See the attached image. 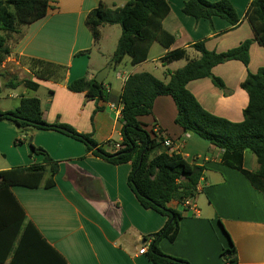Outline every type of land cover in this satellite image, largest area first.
<instances>
[{
  "label": "crops",
  "instance_id": "obj_1",
  "mask_svg": "<svg viewBox=\"0 0 264 264\" xmlns=\"http://www.w3.org/2000/svg\"><path fill=\"white\" fill-rule=\"evenodd\" d=\"M47 1L43 18L31 24L16 23L15 32H1L8 54L1 56L0 92L15 78L16 87L9 89L14 93L8 97L16 102L8 108L0 106V112L15 110L21 97L37 98L47 124H65L77 133L89 134L97 148L110 154L114 152L113 145L122 141L121 119H115L109 109L112 102L71 92L68 83L94 79L108 67L103 80L104 95L118 99L123 78L149 73L166 82L168 72L200 57L193 48L197 43L208 51L223 53L250 41L246 67L238 61H229L212 69V77L218 78L223 88L214 86L211 78L186 85V90L208 113L234 123L243 120L248 98L240 84L248 73L255 74L264 68V47L254 41L245 18L252 0H228L238 17L236 26L218 17L195 20L182 12L187 0H165L169 13L162 27L173 37V44L164 47L154 41L146 60L137 65H131L125 57L113 80L107 83L110 68L117 65L111 63L115 49L112 53L106 51L104 40L119 25H102L98 38H93L84 24L85 17L99 4L116 9L129 0ZM175 49L185 50V58L163 63L161 59ZM23 81L36 84L37 89L25 87ZM175 115L172 99L162 96L155 100L151 114L146 116L148 120L138 119L147 131L156 126L172 140V148L158 147L153 155L178 154L187 163L203 169L190 201L193 207L170 202L169 207L179 210L182 219L172 243L166 239L158 242L160 251L188 264H264L263 195L240 172L221 164V150L182 131L174 123ZM17 139L24 143L14 147ZM0 140V172L42 163L41 155L30 154L27 140L56 163L57 172L51 176L47 171L43 176V181L52 179V187L44 188L42 183L35 189L14 186L10 191L26 220L66 264H152L145 254L138 252L142 247L147 249L150 240L144 239L159 232L166 217L139 205L127 185L129 163L113 165L88 151L83 143L56 131L20 133L7 121H0ZM243 168L248 172L258 169L250 152L243 155ZM229 241L233 248L223 256L222 252L230 249Z\"/></svg>",
  "mask_w": 264,
  "mask_h": 264
},
{
  "label": "trees",
  "instance_id": "obj_2",
  "mask_svg": "<svg viewBox=\"0 0 264 264\" xmlns=\"http://www.w3.org/2000/svg\"><path fill=\"white\" fill-rule=\"evenodd\" d=\"M47 9V0H0V62L1 56L8 54L1 32H15L16 23L36 22L46 15ZM182 12L195 20L218 17L230 26L238 23V17L228 0H187ZM168 13L169 7L165 0H129L123 7L116 9H108L99 4L86 15L84 24L93 38H98L99 27L102 25H119L121 34L111 63L118 65L128 57L131 65H137L146 60L154 41L164 47L173 44V37L162 27V21ZM245 18L253 31L254 41L264 47V0H252L245 11ZM250 44V41H244L226 52L215 53L206 50L202 43H197L193 48L200 57L188 61L172 73L168 72L166 82L149 73L132 74L124 82L118 99L107 98L104 95V84L94 79L83 78L68 83L67 88L71 92L85 93L88 97L106 99L121 105L122 141L120 148L110 154L97 148L89 134L77 133L65 124H47L42 118L37 98L21 97L15 110L0 112V121L12 123L20 133L56 131L83 143L88 151L113 165L129 163L131 170L127 185L139 205L166 217L163 228L144 239L150 240L145 256L152 264H188L185 260L164 255L158 242L166 239L172 243L175 240L182 214L170 208L169 204L174 201L182 205L183 201L195 196L203 169L187 163L178 154L153 155L160 147L156 134L152 130L147 131L138 119L151 114L158 97H170L176 109L174 123L182 131L194 134L221 150V164L240 172L251 187L264 197V68H259L255 74L248 73L240 84L247 94L248 102L242 112L243 120L239 123L208 113L186 90L189 82L203 78H211L214 86L223 88L222 82L212 77V69L229 61H238L246 67L249 63ZM185 56V50L175 49L161 61L170 63ZM15 81V78H11L5 87L14 89ZM21 84L37 89L36 84L28 81ZM22 141L17 139L15 143L21 144ZM28 144L30 154L41 155L42 163L0 172V264H66L35 226L26 220L23 209L10 191L14 186L35 189L42 183L44 188L53 185L51 178L43 181V176L47 171L51 176L55 174L56 163L52 162L44 150L35 148L30 142ZM246 151L256 158V172H248L243 168V155ZM229 243L230 249L224 250L223 256L231 253L233 246Z\"/></svg>",
  "mask_w": 264,
  "mask_h": 264
},
{
  "label": "rangeland",
  "instance_id": "obj_3",
  "mask_svg": "<svg viewBox=\"0 0 264 264\" xmlns=\"http://www.w3.org/2000/svg\"><path fill=\"white\" fill-rule=\"evenodd\" d=\"M120 34H121V30H120L119 26L114 27V29L112 30V33L108 32V34H107V36H105V40H104L106 51H108L109 53H112L113 49L116 48L117 39H119ZM121 65H122V63L118 64L114 68L113 67L110 68L108 76L105 79V83L113 80V78H114V76H115V74L117 72V68L119 66H121ZM156 74L159 76L158 73H156ZM9 89L10 88H3L2 91L0 92V106L1 107L8 108V107H10V105L13 104V102H16V101L12 100L10 97H8L9 94L14 93V92H12ZM141 118H142V120H148L147 119L148 117H146V118L141 117ZM0 142H1V140H0ZM28 142H29V140H27V144H28ZM22 143H24V142H22ZM22 143L21 144H17L14 141L13 142V146L14 147H18V146L22 145ZM27 146H29V145H27ZM0 161H1V159H0Z\"/></svg>",
  "mask_w": 264,
  "mask_h": 264
},
{
  "label": "built area",
  "instance_id": "obj_4",
  "mask_svg": "<svg viewBox=\"0 0 264 264\" xmlns=\"http://www.w3.org/2000/svg\"><path fill=\"white\" fill-rule=\"evenodd\" d=\"M124 81L127 80V78H123ZM109 109L114 113L115 119H121V108L120 105H115L114 103L109 104ZM156 134V140L160 144V147L167 150L172 148V140L166 136L164 133H162L156 126H154L152 130ZM120 148L119 144H114L113 149L114 152L117 151ZM191 199H187L183 201L182 206L184 208H192L193 206L191 205ZM139 254H145L146 253V248L142 247L139 252Z\"/></svg>",
  "mask_w": 264,
  "mask_h": 264
},
{
  "label": "water",
  "instance_id": "obj_5",
  "mask_svg": "<svg viewBox=\"0 0 264 264\" xmlns=\"http://www.w3.org/2000/svg\"><path fill=\"white\" fill-rule=\"evenodd\" d=\"M107 72H108V67L102 69L100 72H98V73L96 74V76L94 77V80H95L97 83H99V84L103 83V80H104V78H105Z\"/></svg>",
  "mask_w": 264,
  "mask_h": 264
}]
</instances>
